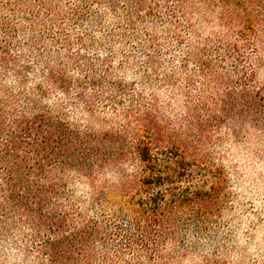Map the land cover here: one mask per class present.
<instances>
[{"label": "trees", "instance_id": "trees-1", "mask_svg": "<svg viewBox=\"0 0 264 264\" xmlns=\"http://www.w3.org/2000/svg\"><path fill=\"white\" fill-rule=\"evenodd\" d=\"M261 4L247 0L238 15L242 47L225 45L236 21L231 0H75L62 18L80 30L75 39L56 19L51 28L44 24L41 38L29 40L35 50L30 55L19 52L16 26L3 29L1 246L13 240L33 264H179L184 217L196 220L202 233L203 215L221 212L222 188L157 191V156L180 160L182 170L198 166L214 125L235 117L236 105L245 119V109L250 113L261 104L264 88L252 86L256 73L243 64L258 42L248 39L256 35L257 22H264V10L253 15ZM106 8L115 19L110 28ZM216 9L226 35L201 41L192 15ZM93 28L106 31L100 42ZM116 42L122 46L117 67L139 75L131 82L115 70ZM171 64L175 69L169 71ZM164 87L187 99L185 119L169 127L157 96ZM79 184L87 186L86 195L78 196Z\"/></svg>", "mask_w": 264, "mask_h": 264}, {"label": "rangeland", "instance_id": "rangeland-1", "mask_svg": "<svg viewBox=\"0 0 264 264\" xmlns=\"http://www.w3.org/2000/svg\"><path fill=\"white\" fill-rule=\"evenodd\" d=\"M246 1L231 0L233 8H236L234 10L236 21L233 24L234 32L227 33L225 45L231 43L242 47L244 44L238 38L237 32L244 25L238 15L245 10ZM261 1L260 7H253L254 16L263 14L264 0ZM40 2V0H0V40L3 29L10 32L13 30L12 27L16 26L18 34L14 36V41L22 46L19 52L26 55L34 54V47L29 40L41 38L44 33V24L51 28L56 19L62 22L66 31L70 32L69 34L75 39L80 30L75 28L74 22L62 21L64 15H69V7L75 0H42L43 3ZM48 9H52L57 17H52ZM102 12L107 16L106 28L114 26L115 19L112 18L111 11L106 8ZM192 20L201 41L218 36L222 38L226 35L227 27L220 24L218 9L203 17L194 13ZM4 21L8 26L1 24ZM90 26L91 24L86 28ZM256 30V35L251 36L248 43L258 42L256 47L252 46L246 51L243 64L249 72L256 73L252 86L264 88L262 45L264 42H259V40L264 41L263 18L257 22ZM104 32L96 28L92 29L98 42L102 40ZM197 38H193V43H197ZM53 48L57 47L53 44ZM114 49L118 55L114 59L115 70L122 78L130 82L136 79L139 75L133 70L134 68L120 70L117 67L122 60V46L119 42L115 43ZM97 50L101 56H106L107 51L100 47H97ZM170 56H167V60L171 59ZM133 63L137 62H133L132 59L131 64ZM230 65L229 63L228 69ZM172 68L175 69V66L172 67V64L168 66L169 71ZM256 88L251 91L258 90ZM157 96L160 100L159 111L164 117L162 119L166 126L169 127L171 122L185 119L187 99L184 96L179 94L176 99L174 92L167 87L157 88ZM193 96H197V92H194ZM261 98V104L253 108L250 113L247 109L244 110L243 113L247 114V118L241 119L242 109L236 105V109L233 110L235 117L226 118L213 126L198 153L200 162L198 166H188L182 170L179 167L180 160L157 156L156 172L160 177L157 191L169 193L171 190L176 192L186 188L194 191L202 187L209 189L219 185L222 188L221 195L224 202L221 212L203 215L200 221V226H204L202 233L199 234L196 231V225H198L195 223L196 220H188L186 216L184 217L187 223L185 222L182 226V233L185 235L186 242L178 245L183 254L178 259L179 264H206V260L213 258L226 264H264V93L261 94ZM236 103L242 104L239 99ZM105 112L110 116L109 118L114 115L109 108ZM203 118H207L206 113ZM130 167L132 169L129 174H132L135 167L132 165ZM113 183L115 184L116 181ZM76 192L78 196H83L89 191L87 186L79 184ZM155 192L156 189L148 193ZM138 196L134 195L135 199H138ZM172 248L171 242L166 243L165 250L170 251ZM187 249L190 254L186 256L183 250ZM0 264H33V260H27L23 248L10 239L4 246L0 243Z\"/></svg>", "mask_w": 264, "mask_h": 264}]
</instances>
